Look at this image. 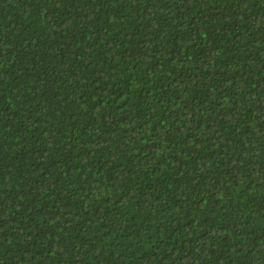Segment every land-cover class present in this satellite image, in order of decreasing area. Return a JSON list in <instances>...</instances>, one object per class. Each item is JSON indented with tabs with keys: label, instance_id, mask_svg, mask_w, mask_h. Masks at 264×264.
I'll return each mask as SVG.
<instances>
[{
	"label": "trees",
	"instance_id": "1",
	"mask_svg": "<svg viewBox=\"0 0 264 264\" xmlns=\"http://www.w3.org/2000/svg\"><path fill=\"white\" fill-rule=\"evenodd\" d=\"M0 264H264V0H0Z\"/></svg>",
	"mask_w": 264,
	"mask_h": 264
}]
</instances>
